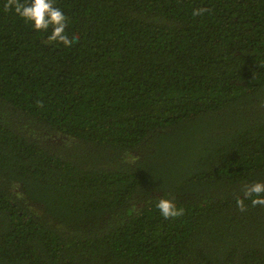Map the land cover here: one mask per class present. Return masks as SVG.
Masks as SVG:
<instances>
[{"label":"trees","instance_id":"obj_1","mask_svg":"<svg viewBox=\"0 0 264 264\" xmlns=\"http://www.w3.org/2000/svg\"><path fill=\"white\" fill-rule=\"evenodd\" d=\"M0 264H264V0H0Z\"/></svg>","mask_w":264,"mask_h":264}]
</instances>
